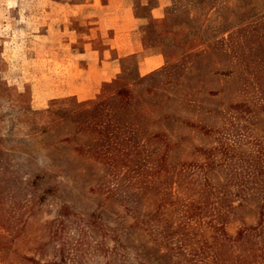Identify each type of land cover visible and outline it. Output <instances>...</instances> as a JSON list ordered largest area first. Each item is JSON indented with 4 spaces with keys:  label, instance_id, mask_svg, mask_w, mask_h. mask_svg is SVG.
Instances as JSON below:
<instances>
[{
    "label": "rangeland",
    "instance_id": "obj_1",
    "mask_svg": "<svg viewBox=\"0 0 264 264\" xmlns=\"http://www.w3.org/2000/svg\"><path fill=\"white\" fill-rule=\"evenodd\" d=\"M122 10L138 50L100 71ZM263 245L264 0H0V264Z\"/></svg>",
    "mask_w": 264,
    "mask_h": 264
},
{
    "label": "crops",
    "instance_id": "obj_2",
    "mask_svg": "<svg viewBox=\"0 0 264 264\" xmlns=\"http://www.w3.org/2000/svg\"><path fill=\"white\" fill-rule=\"evenodd\" d=\"M148 11V15L150 18L157 17L159 15L160 7L154 6L150 7ZM118 15V16H117ZM106 18V17H103ZM110 20H114V25L112 28V33L110 35L109 44L106 48L103 49V53H106L110 59V62H104V60H100V64L95 63L96 67H99L101 71L102 68L106 67L109 70L110 66L113 67V61L119 60L120 58H125L124 56L133 55L138 50V46L136 44V39L134 38V29L129 28V20L136 21L137 26L140 25L139 20L141 18L134 17L132 12L129 16L126 12L120 11L115 16L107 17ZM108 29V28H107ZM132 31V33L130 32ZM122 51V56L120 52ZM97 59V56L95 57ZM93 58V60L95 59ZM98 60V59H97ZM115 64V63H114ZM149 64V61L142 62V66L145 68ZM109 66V67H108ZM107 72V71H106Z\"/></svg>",
    "mask_w": 264,
    "mask_h": 264
},
{
    "label": "trees",
    "instance_id": "obj_3",
    "mask_svg": "<svg viewBox=\"0 0 264 264\" xmlns=\"http://www.w3.org/2000/svg\"><path fill=\"white\" fill-rule=\"evenodd\" d=\"M118 96H122L121 93ZM120 100H121V98H120ZM97 105H100V104L98 103ZM245 235H246L245 232L244 233H238V235L233 240H231V242L233 241V243L238 242L239 244H241V243H243V238L245 237ZM256 251H257V253L254 255L252 260L255 261L254 263L264 264V245H263V247L256 249ZM238 258L239 257H236L235 260H237ZM233 264H251V263H249V261H246L245 259H238Z\"/></svg>",
    "mask_w": 264,
    "mask_h": 264
}]
</instances>
